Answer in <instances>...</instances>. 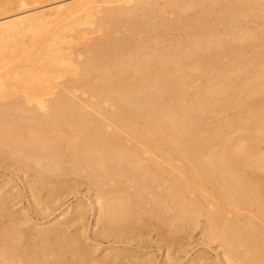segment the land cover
<instances>
[{"label": "bare ground", "instance_id": "bare-ground-1", "mask_svg": "<svg viewBox=\"0 0 264 264\" xmlns=\"http://www.w3.org/2000/svg\"><path fill=\"white\" fill-rule=\"evenodd\" d=\"M27 1H0V167L29 205L0 184V264H215L186 254L196 227L218 264H264V107L194 129L264 93V69L233 84L264 59V0Z\"/></svg>", "mask_w": 264, "mask_h": 264}, {"label": "rangeland", "instance_id": "rangeland-1", "mask_svg": "<svg viewBox=\"0 0 264 264\" xmlns=\"http://www.w3.org/2000/svg\"><path fill=\"white\" fill-rule=\"evenodd\" d=\"M0 1L2 3H9V2L13 3L14 1H17V0H0ZM41 1L43 2V0H35V1L28 0L27 1L28 3L25 6H27L28 8H32L38 5L40 6ZM63 1L64 0H50V1H46L45 3L41 5H44L45 6L44 8H48L49 5H54L58 2H63ZM64 2H67V0H65ZM257 21L262 22V19H257ZM257 43L264 46V41H257ZM79 47H80V43L73 44L72 50L74 51V54H76V51ZM246 50H247V53L241 57H237V58L231 57V56L223 57L221 59V62L217 64L215 69L216 70L234 69L239 64L241 59H246L253 55L251 47H248ZM261 69H264V59H261L255 62L253 67L249 68L248 70H241V71L235 72L234 74H236V76H234L233 84L234 86H236V89L240 91L245 81H249V80L253 81L252 79H253L254 73ZM82 76L83 74L81 73L80 69H76L74 72L65 73L61 78L57 79V82H59L58 84L59 88L66 87V86L67 87L76 86L90 79V78H82ZM205 79H206V76L202 73H196L188 77H185L186 88L189 91H192L196 84L203 83ZM182 97L187 98L185 95ZM237 97L238 95L237 96L235 95L233 98L229 100L227 105L222 106L218 110L203 113L201 119L197 120V122L195 123V126H194L195 131H210L217 124V122L221 120H229L235 117L236 115H239V114L245 115L252 110L258 109L260 107H264V93H259V94L251 96L250 98H248V101L243 105L239 104L236 101ZM175 98H176V95L174 93H168L167 95H164L159 100L158 103L159 104H163L165 102L167 103V102L174 100ZM232 134L237 135L238 133L233 132ZM258 147L264 148V142H261L258 145ZM9 165L10 164L4 165V167L3 166L0 167V184L6 183V186L3 187L4 190L11 186H14V190L19 189L20 192L22 193L19 198L20 201L17 202L16 205H14L15 207H21V208L28 207L29 206L28 201L25 198L26 192L23 187V183L25 182H24L23 175L21 174L22 172L16 170L14 166H9ZM248 174L249 176L250 174L253 175L252 173H248ZM80 181L83 183L84 179L80 178ZM85 188L86 186L84 184L80 185L79 190L81 193L77 194L76 195L77 197L73 195H69V197L67 198L66 204H69V203L71 204L75 202L77 199L86 200V196L84 194L86 193L87 190ZM90 193H91L90 191L87 192V194H90ZM64 207L65 206H62L61 208L63 209ZM61 208L56 210L55 213L61 210ZM201 220H203V218ZM43 221H46V218H44ZM91 221L93 224L94 221L93 220ZM199 230H200V227H196L195 229L191 231L190 235L185 237L184 239L185 242H184L183 247H185L186 254L189 255V254H194L197 251H201V252H204L207 258L212 260L215 264H218L216 260L217 255H216L215 250H213L212 247L207 246L206 244L198 240L199 235H200ZM103 243H105V241H103ZM214 245H216V243L212 244V246ZM150 250H152V252H154L155 255L157 254L158 258L161 256L160 253L158 252L157 246L153 245L150 248ZM180 254H182V252H180Z\"/></svg>", "mask_w": 264, "mask_h": 264}]
</instances>
